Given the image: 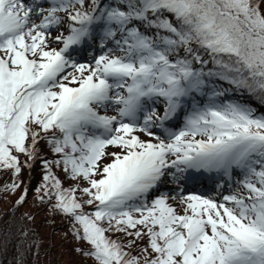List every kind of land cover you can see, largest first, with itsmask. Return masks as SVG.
I'll use <instances>...</instances> for the list:
<instances>
[{
  "label": "snow or ice",
  "instance_id": "obj_1",
  "mask_svg": "<svg viewBox=\"0 0 264 264\" xmlns=\"http://www.w3.org/2000/svg\"><path fill=\"white\" fill-rule=\"evenodd\" d=\"M37 165L92 264H264V0H0L8 264Z\"/></svg>",
  "mask_w": 264,
  "mask_h": 264
},
{
  "label": "trees",
  "instance_id": "obj_2",
  "mask_svg": "<svg viewBox=\"0 0 264 264\" xmlns=\"http://www.w3.org/2000/svg\"><path fill=\"white\" fill-rule=\"evenodd\" d=\"M44 153H47L46 147L44 148ZM29 175H31L30 182ZM9 176L10 174L8 172L0 171V187H2L4 183L9 182ZM23 178L25 180L26 186L29 187V196L27 203L16 211L15 218L18 222L20 214L24 212L32 214L33 216H35V218L37 217V220L35 219L32 226L35 228L37 233H39L40 240H47V242L45 241V246L49 250L50 264H76L77 262L92 264L91 260L74 251V249L80 245V242L75 240L71 235H65V233L69 232V225L66 218L62 217L61 215H53L48 206L41 205L39 201L35 199L37 195L35 192V188L40 183L39 166L37 165L31 172V174H29L28 170L25 169ZM61 178L64 179L62 174ZM68 183L71 182L66 180L65 186H68ZM19 195L20 193L17 192L13 194L12 200L9 199L10 207H7L5 209L0 207V217H2V219H0V230L7 231L9 223L13 221L12 210L14 207V201L18 198ZM28 205L30 207L27 209L26 207ZM47 210L49 211L46 212ZM39 213L42 214L39 216ZM14 230L15 225L13 226V231ZM57 245L58 247H63L68 255L69 253L72 254L74 256V260L71 261L69 259L68 261H66L67 263L61 262L53 252ZM14 254V249L10 246L8 252L0 258L3 259L4 264H8V262L12 260ZM35 258L36 257L29 256L30 261Z\"/></svg>",
  "mask_w": 264,
  "mask_h": 264
},
{
  "label": "rangeland",
  "instance_id": "obj_3",
  "mask_svg": "<svg viewBox=\"0 0 264 264\" xmlns=\"http://www.w3.org/2000/svg\"><path fill=\"white\" fill-rule=\"evenodd\" d=\"M70 184V183H68ZM174 194V193H172ZM9 199H13V194L10 193H3L0 192V207L5 209L7 207H10L9 205ZM30 206L28 205L26 208L28 209ZM49 210H47L46 212H48ZM42 212V211H41ZM44 212V213H46ZM42 213H39V216ZM37 220V217L35 218ZM42 244L39 250V255L36 256L35 261L36 264H50V255H49V250L46 248L45 246V241L47 242V240L45 239H41ZM57 241V239H56ZM54 254L59 258V260L61 262L67 263L66 261H68L69 259L71 261L74 260V256L72 254L69 253V255L67 254V252H65V250L63 249V247H58V245L56 246V248L54 249ZM76 264H84L81 262H77Z\"/></svg>",
  "mask_w": 264,
  "mask_h": 264
}]
</instances>
